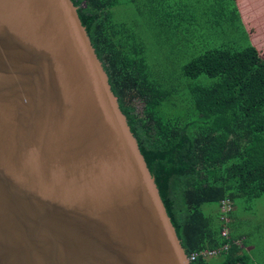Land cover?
I'll return each mask as SVG.
<instances>
[{
  "label": "water",
  "instance_id": "water-1",
  "mask_svg": "<svg viewBox=\"0 0 264 264\" xmlns=\"http://www.w3.org/2000/svg\"><path fill=\"white\" fill-rule=\"evenodd\" d=\"M0 264H189L71 0H0Z\"/></svg>",
  "mask_w": 264,
  "mask_h": 264
},
{
  "label": "trees",
  "instance_id": "trees-1",
  "mask_svg": "<svg viewBox=\"0 0 264 264\" xmlns=\"http://www.w3.org/2000/svg\"><path fill=\"white\" fill-rule=\"evenodd\" d=\"M71 1L187 257L222 248L228 241L221 214L213 220L203 207L220 210L229 200L234 208L264 197V57L250 44L241 51H209L182 68L178 79L187 84L175 88L152 75L144 55L114 22L117 0ZM204 76L208 86L201 84ZM239 240L230 230L232 249L224 261L191 264H247L244 250L233 244Z\"/></svg>",
  "mask_w": 264,
  "mask_h": 264
},
{
  "label": "rangeland",
  "instance_id": "rangeland-1",
  "mask_svg": "<svg viewBox=\"0 0 264 264\" xmlns=\"http://www.w3.org/2000/svg\"><path fill=\"white\" fill-rule=\"evenodd\" d=\"M248 1L250 17L262 19L261 9ZM117 3L112 10L114 22L122 26L130 43L144 55L152 75L164 78V83L175 88L183 89L187 84L178 78L189 62L209 51H241L249 44L233 11L236 6L232 0H117ZM256 14H261V18L254 17ZM259 53L264 55V49L259 48ZM206 78H201V84L208 86ZM136 105L142 109L140 103ZM203 213L216 220L219 208L205 206ZM231 220V236L241 239L247 264H264V197L236 204Z\"/></svg>",
  "mask_w": 264,
  "mask_h": 264
},
{
  "label": "built area",
  "instance_id": "built-area-1",
  "mask_svg": "<svg viewBox=\"0 0 264 264\" xmlns=\"http://www.w3.org/2000/svg\"><path fill=\"white\" fill-rule=\"evenodd\" d=\"M233 203L229 200L223 201L220 205V221L223 224L222 237L228 241L222 248L215 250H205L199 253L191 254L190 257H187L189 264L195 263L199 260H202L206 263H220L229 255L232 245L230 241V229L232 220L231 214L233 213ZM237 249L244 250V246L241 240L235 241L233 243ZM219 260V261H218ZM240 264V263H236Z\"/></svg>",
  "mask_w": 264,
  "mask_h": 264
},
{
  "label": "crops",
  "instance_id": "crops-1",
  "mask_svg": "<svg viewBox=\"0 0 264 264\" xmlns=\"http://www.w3.org/2000/svg\"><path fill=\"white\" fill-rule=\"evenodd\" d=\"M254 6H258L257 9H261V13L264 15V0H252ZM237 13L239 15L240 23L247 36L249 44L253 46L259 53V48L264 49V17L262 19L253 20L249 13L248 0H234ZM260 2V3H259ZM261 14H256L254 17L261 18ZM260 56L264 57L263 54L259 53ZM234 210V209H233ZM220 212V210H219Z\"/></svg>",
  "mask_w": 264,
  "mask_h": 264
}]
</instances>
